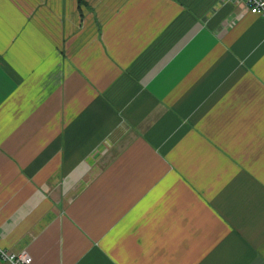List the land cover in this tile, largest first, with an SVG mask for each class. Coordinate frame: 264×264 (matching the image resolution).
<instances>
[{
	"label": "crops",
	"instance_id": "crops-1",
	"mask_svg": "<svg viewBox=\"0 0 264 264\" xmlns=\"http://www.w3.org/2000/svg\"><path fill=\"white\" fill-rule=\"evenodd\" d=\"M0 248L264 264V19L224 0H0Z\"/></svg>",
	"mask_w": 264,
	"mask_h": 264
},
{
	"label": "built area",
	"instance_id": "built-area-1",
	"mask_svg": "<svg viewBox=\"0 0 264 264\" xmlns=\"http://www.w3.org/2000/svg\"><path fill=\"white\" fill-rule=\"evenodd\" d=\"M231 4L240 5L247 13L264 19V0H224ZM1 264H30L31 258L25 252H10L0 248Z\"/></svg>",
	"mask_w": 264,
	"mask_h": 264
}]
</instances>
